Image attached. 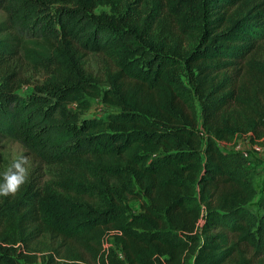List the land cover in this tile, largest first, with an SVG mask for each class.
I'll return each instance as SVG.
<instances>
[{
    "label": "trees",
    "instance_id": "trees-1",
    "mask_svg": "<svg viewBox=\"0 0 264 264\" xmlns=\"http://www.w3.org/2000/svg\"><path fill=\"white\" fill-rule=\"evenodd\" d=\"M0 12V144L61 167V192L97 200L64 227L30 172L0 195V264H22L16 245L47 233L89 249L111 235L124 254L111 264H264V180L258 193L248 157L219 143L264 137V0H198L181 54L145 42L146 18L129 27L84 0H0ZM79 51L108 55L106 88ZM27 67L54 79L24 90ZM90 98L102 116L84 114ZM101 155L114 183L77 169Z\"/></svg>",
    "mask_w": 264,
    "mask_h": 264
},
{
    "label": "rangeland",
    "instance_id": "rangeland-1",
    "mask_svg": "<svg viewBox=\"0 0 264 264\" xmlns=\"http://www.w3.org/2000/svg\"><path fill=\"white\" fill-rule=\"evenodd\" d=\"M87 6L94 12L109 14L116 19H120L126 26L138 29L140 23L146 18L145 42L152 48L165 50L167 52L181 54L185 52V34L196 26V16L198 0H84ZM0 12V21L3 19ZM151 26H149V22ZM264 44V43H263ZM80 67L90 74L102 88L108 86V81L114 71L112 61L103 52L79 51ZM23 89H30L34 84L53 80L54 75L50 69H39L33 67L25 68ZM99 98H90V105L83 110L86 115L102 116L108 109ZM201 135L203 129L198 127ZM261 139V138H260ZM257 139V140H260ZM251 141L247 136L240 135L235 141H219L222 147L235 148L239 144L240 148L246 149L249 156L250 165L255 168L254 182L260 193L263 189L264 180V139L261 142L262 151L255 152ZM114 157L111 155L86 156L80 158L77 169L84 172L90 178L101 180L113 179L109 176V162ZM15 161H20L27 171L40 177V186L48 189L54 199L48 203V212L51 217L58 218V224L63 223V218L69 217L74 210L79 208L80 203L92 202L83 196H76L61 192L54 186V180L61 174V167L46 166L40 164L28 155L22 146L10 139H4L0 144V181L3 180V173L13 166ZM102 167V168H101ZM15 170V169H13ZM26 176V177H27ZM27 179V178H26ZM258 196H256L257 199ZM255 199V201H256ZM128 204L134 212L140 211L139 201L128 199ZM65 227V226H64ZM18 251L23 255L20 258L22 264H111L112 258L124 259V254L113 237L105 236L101 246L89 249L84 246L75 245L73 242L62 236L45 234L36 241L27 245L17 244ZM239 258H234L228 264H236ZM129 264V263H125Z\"/></svg>",
    "mask_w": 264,
    "mask_h": 264
},
{
    "label": "clouds",
    "instance_id": "clouds-1",
    "mask_svg": "<svg viewBox=\"0 0 264 264\" xmlns=\"http://www.w3.org/2000/svg\"><path fill=\"white\" fill-rule=\"evenodd\" d=\"M15 169V170H13ZM0 181V195L15 193L26 180L27 171L20 161H15L3 174Z\"/></svg>",
    "mask_w": 264,
    "mask_h": 264
},
{
    "label": "built area",
    "instance_id": "built-area-1",
    "mask_svg": "<svg viewBox=\"0 0 264 264\" xmlns=\"http://www.w3.org/2000/svg\"><path fill=\"white\" fill-rule=\"evenodd\" d=\"M263 139H264V137L261 138L260 140H257L256 142H254V143L252 144V149H253L255 152H260V151H262L263 147H262L260 144H261V142L263 141ZM235 149L242 150L243 153H244V155H245L246 157L249 156L247 150H246V149H243V148H240L239 144H237V145L235 146Z\"/></svg>",
    "mask_w": 264,
    "mask_h": 264
}]
</instances>
